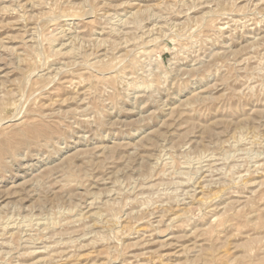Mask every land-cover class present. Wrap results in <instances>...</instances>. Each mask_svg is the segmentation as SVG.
I'll use <instances>...</instances> for the list:
<instances>
[{
  "label": "rangeland",
  "instance_id": "obj_1",
  "mask_svg": "<svg viewBox=\"0 0 264 264\" xmlns=\"http://www.w3.org/2000/svg\"><path fill=\"white\" fill-rule=\"evenodd\" d=\"M0 264H264V0H0Z\"/></svg>",
  "mask_w": 264,
  "mask_h": 264
},
{
  "label": "bare ground",
  "instance_id": "obj_2",
  "mask_svg": "<svg viewBox=\"0 0 264 264\" xmlns=\"http://www.w3.org/2000/svg\"><path fill=\"white\" fill-rule=\"evenodd\" d=\"M150 16V15H149ZM72 18L74 17V16H71ZM147 19V18H146ZM61 44H63V43H61ZM69 45V44H68ZM72 47V46H71ZM70 49V48H69ZM71 50V49H70ZM53 51H55V50H53ZM56 54V53H55ZM233 171V170H232ZM239 174V173H238ZM239 176V175H238ZM216 194V193H215ZM207 198V197H206ZM210 198V197H209ZM15 207V206H14Z\"/></svg>",
  "mask_w": 264,
  "mask_h": 264
}]
</instances>
